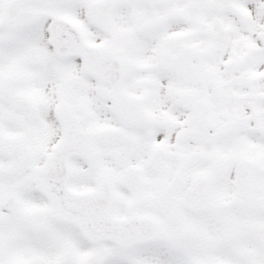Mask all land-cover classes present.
<instances>
[{
    "label": "snow or ice",
    "instance_id": "obj_1",
    "mask_svg": "<svg viewBox=\"0 0 264 264\" xmlns=\"http://www.w3.org/2000/svg\"><path fill=\"white\" fill-rule=\"evenodd\" d=\"M0 264H264V0H0Z\"/></svg>",
    "mask_w": 264,
    "mask_h": 264
}]
</instances>
